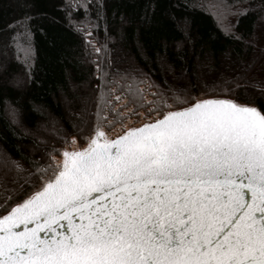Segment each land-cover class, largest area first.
<instances>
[{
  "label": "snow or ice",
  "instance_id": "1",
  "mask_svg": "<svg viewBox=\"0 0 264 264\" xmlns=\"http://www.w3.org/2000/svg\"><path fill=\"white\" fill-rule=\"evenodd\" d=\"M73 3L90 17L91 0ZM221 6L220 30L248 43L235 31L248 9ZM19 7L9 27L24 32L5 54L13 48L19 62L23 52L30 72L32 44L20 37L35 14L28 0ZM96 7L97 23L85 19L77 31L99 26ZM90 37L106 79L111 52ZM110 82L119 87L105 89L104 107L86 110L77 135L36 138L23 163L10 160L0 175V264H264V81L238 71L210 83L152 84V99L135 75L115 72Z\"/></svg>",
  "mask_w": 264,
  "mask_h": 264
},
{
  "label": "trees",
  "instance_id": "2",
  "mask_svg": "<svg viewBox=\"0 0 264 264\" xmlns=\"http://www.w3.org/2000/svg\"><path fill=\"white\" fill-rule=\"evenodd\" d=\"M75 2L82 4L84 0ZM225 2L233 9H248L239 16L235 29L248 43L231 39L220 30L218 17ZM28 3L35 17L30 34L20 38L32 44L30 72L23 52L19 62L13 48L5 54L9 38L24 32L23 28L9 27L22 15L19 0H0V175L11 167L10 160L23 163L21 154H31L36 138L51 141L60 130L61 135H77L73 125L86 117V110L95 112L97 103L104 107L105 89L119 87L110 82L115 72L143 81L139 87L145 99H152L151 93L156 91L149 85L163 86L165 82L210 83L238 71L246 72L250 82L264 81L262 0H91L90 17H85L84 8L75 7L73 0ZM98 3L103 5L104 17L99 26L85 25L83 31H77L85 19L97 23ZM236 20L237 16L229 15L226 22ZM88 32L96 47L106 46L111 52L112 71L106 79L97 72L93 45L85 43ZM106 60L102 53L99 62L105 70ZM118 94L107 95V99ZM127 100L125 96L120 103ZM137 111L143 118L145 109ZM109 131L116 134L120 128L116 125ZM81 135L86 136L87 131Z\"/></svg>",
  "mask_w": 264,
  "mask_h": 264
},
{
  "label": "rangeland",
  "instance_id": "3",
  "mask_svg": "<svg viewBox=\"0 0 264 264\" xmlns=\"http://www.w3.org/2000/svg\"><path fill=\"white\" fill-rule=\"evenodd\" d=\"M259 77H260V78H262V77H263V75H260Z\"/></svg>",
  "mask_w": 264,
  "mask_h": 264
}]
</instances>
